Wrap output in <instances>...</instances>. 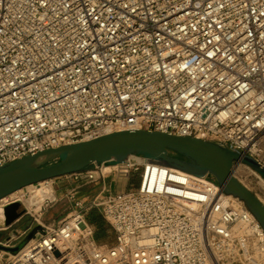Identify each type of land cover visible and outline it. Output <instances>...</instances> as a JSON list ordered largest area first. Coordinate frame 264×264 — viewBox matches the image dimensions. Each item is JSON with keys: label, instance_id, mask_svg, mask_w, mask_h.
I'll return each instance as SVG.
<instances>
[{"label": "built area", "instance_id": "built-area-1", "mask_svg": "<svg viewBox=\"0 0 264 264\" xmlns=\"http://www.w3.org/2000/svg\"><path fill=\"white\" fill-rule=\"evenodd\" d=\"M124 129L217 142L264 167V0H0V167ZM123 165L124 188L88 202L111 243L82 200L46 223L50 199L8 195L3 208L24 205L13 224H32L1 244L40 229L3 264H264L262 225L209 175ZM106 167L72 175L119 180Z\"/></svg>", "mask_w": 264, "mask_h": 264}, {"label": "water", "instance_id": "water-1", "mask_svg": "<svg viewBox=\"0 0 264 264\" xmlns=\"http://www.w3.org/2000/svg\"><path fill=\"white\" fill-rule=\"evenodd\" d=\"M131 156H141L198 177L213 176L226 194L245 204L264 229V204L232 172L234 163L241 160L264 179V167L254 158L217 142L143 129L113 131L6 163L0 167V200L28 185L80 172L93 164L115 165ZM20 205L14 202L3 208L6 226L22 214ZM39 229V226L32 228L15 247L0 243V249L17 253Z\"/></svg>", "mask_w": 264, "mask_h": 264}, {"label": "rangeland", "instance_id": "rangeland-1", "mask_svg": "<svg viewBox=\"0 0 264 264\" xmlns=\"http://www.w3.org/2000/svg\"><path fill=\"white\" fill-rule=\"evenodd\" d=\"M210 177L213 180H215L213 176ZM237 177L244 185H246L253 193H255L262 202H264V179L260 177L256 171H254L250 167L241 166L240 169H238ZM116 179L118 180V177L116 176L115 172H113L112 174L106 177V182L111 183L114 188L116 186ZM51 181L52 180H50L49 183L41 182V184L37 186L29 185L27 186V188L23 189L17 194H15L14 192L10 194V196L13 198V195L14 196L17 195L21 198L22 202L23 200L26 201V199L29 198L31 201L36 202L39 205L38 201L41 197H43V193H42L43 190L48 189L51 195V202L49 203L47 209L44 211L43 221L47 223L53 220H57L63 217L64 215H66L71 210L77 208L76 205L77 200L70 199L68 196H63V197L56 196L55 193L52 192L53 185ZM90 199H88L83 203V207H84L83 211L86 213L87 219L89 214L93 212L96 219H98V221L102 223L103 227L106 228L107 233L109 235V237L105 239L102 243H111L114 240V233L112 232L109 224L100 214V212L97 209L88 206V202ZM20 204L21 205L19 210L23 212L24 205H22V203ZM23 204L25 203L23 202ZM31 224H32V218L29 214H25L24 217H22L18 222L11 224L10 226H6L4 222L3 223L0 222V243H8V242L13 243V237L18 235L20 232H22L24 229L29 227ZM94 227L95 229L97 228L96 225H94ZM6 257L7 254H4L3 250L0 249L1 264H3Z\"/></svg>", "mask_w": 264, "mask_h": 264}, {"label": "crops", "instance_id": "crops-1", "mask_svg": "<svg viewBox=\"0 0 264 264\" xmlns=\"http://www.w3.org/2000/svg\"><path fill=\"white\" fill-rule=\"evenodd\" d=\"M106 177L97 181H87L84 178L76 179L72 174H69L53 179L51 181L53 188H51L52 192L58 197L73 195L75 199L84 202L100 192L103 195H108L124 188V182L117 179L116 186L113 188L111 183L106 182Z\"/></svg>", "mask_w": 264, "mask_h": 264}, {"label": "bare ground", "instance_id": "bare-ground-1", "mask_svg": "<svg viewBox=\"0 0 264 264\" xmlns=\"http://www.w3.org/2000/svg\"><path fill=\"white\" fill-rule=\"evenodd\" d=\"M124 164V162H122V164H121V162L120 163H118V164H115V165H107V167H106V169L107 170H110V169H112V168H116V169H118L120 172H121V175H120V178H119V181L120 182H123V178H124V176H123V174H125V171H126V167H125V165H123ZM182 180L183 181H187L188 179H185V178H182ZM48 185V184H47ZM29 186V185H28ZM246 186V185H245ZM247 187V186H246ZM248 188V187H247ZM43 197H41L40 199H39V205H40V203H42V201H44L45 199H50L51 200V195H50V193H49V190L48 189H45V190H43ZM258 197V196H257ZM259 198V197H258ZM260 199V198H259ZM8 201V199H7V197H4L3 198V200L0 202V222L1 223H3L4 222V214H3V206H2V204L3 203H5V202H7ZM23 202L26 204V205H28V206H31V205H38V203H36V202H33V201H31L29 198H27L26 199V201H24L23 200ZM263 203V202H262ZM264 204V203H263Z\"/></svg>", "mask_w": 264, "mask_h": 264}, {"label": "trees", "instance_id": "trees-1", "mask_svg": "<svg viewBox=\"0 0 264 264\" xmlns=\"http://www.w3.org/2000/svg\"><path fill=\"white\" fill-rule=\"evenodd\" d=\"M88 220L97 226L95 229V239L97 242L102 243L105 239L109 237L107 230L105 227H103L102 223L96 219L93 212H91L88 216Z\"/></svg>", "mask_w": 264, "mask_h": 264}]
</instances>
